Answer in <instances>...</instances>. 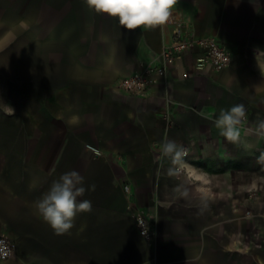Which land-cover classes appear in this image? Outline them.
Instances as JSON below:
<instances>
[{"label":"crops","instance_id":"0c3cea01","mask_svg":"<svg viewBox=\"0 0 264 264\" xmlns=\"http://www.w3.org/2000/svg\"><path fill=\"white\" fill-rule=\"evenodd\" d=\"M181 20L215 36L231 64L198 69L187 52L151 96L117 90ZM237 104L246 119L232 143L214 121ZM260 120L264 0H178L165 26L135 30L83 0H0V235L16 244L0 264H264V199L247 200L248 189L264 188ZM164 138L205 174L188 199L166 175ZM73 170L85 179L78 200L92 210L57 235L35 202ZM135 206L155 218L154 241L141 234Z\"/></svg>","mask_w":264,"mask_h":264},{"label":"clouds","instance_id":"9594fccd","mask_svg":"<svg viewBox=\"0 0 264 264\" xmlns=\"http://www.w3.org/2000/svg\"><path fill=\"white\" fill-rule=\"evenodd\" d=\"M87 8L97 15H107L118 20L127 30L138 28L155 29L170 22L178 0H83ZM13 111V109H11ZM246 119L244 105H233L228 110H221L214 121L229 142L240 141L241 123ZM256 134L264 136V120L256 126ZM161 158L169 161L166 175L177 183L173 189L178 198L188 199L194 190L205 182V174L190 164L186 157L188 150L174 139L164 138L159 145ZM264 163V153L258 157ZM85 179L73 170L54 180L48 191L35 202V207L57 235L67 234L73 227L78 214L90 212L89 200H78L84 196ZM31 187V186H30ZM94 188V186H93Z\"/></svg>","mask_w":264,"mask_h":264},{"label":"built area","instance_id":"2783aa9c","mask_svg":"<svg viewBox=\"0 0 264 264\" xmlns=\"http://www.w3.org/2000/svg\"><path fill=\"white\" fill-rule=\"evenodd\" d=\"M189 28V24L184 20L176 22L172 30L171 40L164 45L163 49L152 60L142 62L141 67L134 73L117 80L115 88L134 96H151L168 76L169 70L176 63L177 57L187 52L196 53V67L198 69H204L210 65L215 70H222L231 64L232 54L215 36L199 37L191 32ZM165 118L169 126L173 125L169 113L165 114ZM188 156L189 153L186 160ZM125 190L129 192L130 186L125 185ZM263 199L264 188L247 190V200L250 202H260ZM135 209L137 225L141 234L149 242L154 241L158 235L155 218L136 206ZM255 215L251 208L246 211L247 217ZM259 216H264V214ZM15 253V242L8 236L0 235V260H7Z\"/></svg>","mask_w":264,"mask_h":264}]
</instances>
